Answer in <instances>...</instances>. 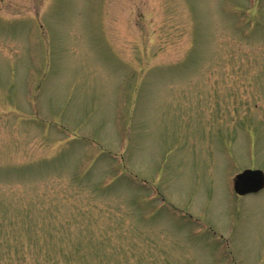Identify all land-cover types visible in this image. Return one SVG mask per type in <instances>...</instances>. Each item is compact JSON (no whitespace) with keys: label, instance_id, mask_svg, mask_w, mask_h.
<instances>
[{"label":"rangeland","instance_id":"obj_1","mask_svg":"<svg viewBox=\"0 0 264 264\" xmlns=\"http://www.w3.org/2000/svg\"><path fill=\"white\" fill-rule=\"evenodd\" d=\"M264 0H0V264H264Z\"/></svg>","mask_w":264,"mask_h":264},{"label":"water","instance_id":"obj_2","mask_svg":"<svg viewBox=\"0 0 264 264\" xmlns=\"http://www.w3.org/2000/svg\"><path fill=\"white\" fill-rule=\"evenodd\" d=\"M264 188V172L245 170L235 177V190L241 194L256 193Z\"/></svg>","mask_w":264,"mask_h":264},{"label":"flooded vegetation","instance_id":"obj_3","mask_svg":"<svg viewBox=\"0 0 264 264\" xmlns=\"http://www.w3.org/2000/svg\"><path fill=\"white\" fill-rule=\"evenodd\" d=\"M259 194V193H258ZM249 195H255V194H249ZM249 195H245V196H249ZM245 196H240V197H245Z\"/></svg>","mask_w":264,"mask_h":264}]
</instances>
